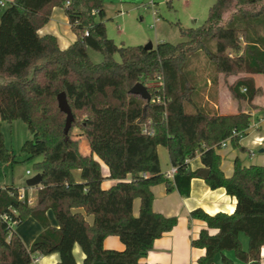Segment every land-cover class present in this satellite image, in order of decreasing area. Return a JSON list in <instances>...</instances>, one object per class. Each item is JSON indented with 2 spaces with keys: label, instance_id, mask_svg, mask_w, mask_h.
I'll list each match as a JSON object with an SVG mask.
<instances>
[{
  "label": "trees",
  "instance_id": "16d2710c",
  "mask_svg": "<svg viewBox=\"0 0 264 264\" xmlns=\"http://www.w3.org/2000/svg\"><path fill=\"white\" fill-rule=\"evenodd\" d=\"M101 2L12 0L0 10V75L11 79L0 83V123H26L32 137L21 151L29 159L41 158L34 165L41 176V196L35 204L29 205L25 194L19 200L13 185L0 187V264H31L33 257L51 254H58L56 264H77L75 245L84 256L82 264H140L153 242L177 222L153 211L151 188L163 184L167 192L190 195V182L199 175L188 162L196 155L208 170L205 184L223 189L235 201L231 214L209 215L199 208L189 213L216 231L210 235L203 229L191 240L193 248L204 250L197 263L214 264L219 255L223 264H231L223 252H232L243 264H260L264 166L245 167L236 159L232 176L226 178L215 151L226 139L244 151L239 141L250 114L221 115L202 105L205 84L199 83L200 70L186 66L192 54L204 52L212 64L207 70L211 83L215 85L219 75L236 77L228 85L230 94L251 103L257 92L252 76H264V0H214L201 26L179 28L183 41L159 43L148 51L117 46L107 38ZM55 7L64 11L76 36L65 50L58 48L54 36L38 35ZM88 49L101 53L103 62L92 63ZM137 83L147 89L149 101L129 92ZM59 93L65 94L74 118L66 136ZM74 129L89 143L90 159L78 165L67 158ZM4 140L0 130V163L13 162ZM52 140L60 143L55 165L49 162ZM158 146L176 169L171 180L160 170ZM94 156L107 167V178L115 181L108 189L101 187L104 178ZM74 170L79 171L78 180ZM134 199L140 201L136 217ZM48 210L55 227L47 220ZM85 215L92 217V224ZM29 217L41 232L26 249L10 224L17 226ZM239 235L248 239L245 252ZM108 236L117 237L123 249L104 248Z\"/></svg>",
  "mask_w": 264,
  "mask_h": 264
},
{
  "label": "crops",
  "instance_id": "0c3cea01",
  "mask_svg": "<svg viewBox=\"0 0 264 264\" xmlns=\"http://www.w3.org/2000/svg\"><path fill=\"white\" fill-rule=\"evenodd\" d=\"M38 35L54 36L60 50L67 49L76 40V36L70 29L64 11L59 7L52 9L48 22L38 30ZM205 78L206 80L202 82V84H205V90L201 93L202 105L213 108L217 114L221 115L236 114L239 111L250 114L249 127L239 141V145L244 151L233 148L230 141L224 147L215 150L220 156L221 163L219 168L223 176L226 178L232 176L234 161L236 159L245 167L255 164L257 166H264V113L262 111L264 107V76H252L257 92L255 99L251 103L237 101L230 94L228 85L232 84L236 77L224 79V77L219 75L215 85L211 83L208 75ZM77 132L79 131L77 130ZM76 139L80 141L79 148L77 149L80 158H77L75 154L72 155L70 151L67 153V158L68 162L78 165L81 161L90 159V153L89 143L85 137L79 134ZM157 154L161 172L171 180L173 177L169 174V171L172 166L170 165L166 150L158 146ZM92 158L97 159L95 156ZM98 162L104 178L101 187L108 189L115 184V181L107 178L109 176L107 167L101 161ZM188 165L190 170L198 172L199 176L191 180L190 195L187 197L180 196L176 190L167 192L163 184L151 188L153 194V211L164 217H176L177 222L171 231L163 234L153 242L151 250L147 252L145 257L139 260L140 264H198L197 260L204 255V250L193 248L191 246V240L196 239L199 232L203 229L207 230L210 235H214L216 231L209 230L204 222L190 218L189 213L197 208L204 210L209 215H214L218 212L231 214L234 210V199L226 195L223 189L211 190L205 184L204 178L200 175L204 167L201 164L199 155L190 159ZM73 174H75V179L78 180L79 171L74 170ZM38 188L40 187L22 191L28 201H30L29 205H33L39 200L41 195L38 193ZM17 190L21 193L19 189ZM139 205V199H134L132 214L135 217L138 215ZM73 212L83 213L81 209H75ZM46 217L49 224L55 227L57 222H55L50 210L46 212ZM85 219L88 223L92 224L91 216L85 215ZM14 232L21 237L22 243L28 249L41 232V227L37 221L28 218L25 225L18 227ZM104 240L103 247L106 249L118 251L123 249L120 240L115 236H108ZM239 241L242 250L244 252L247 251L248 239L243 235H239ZM73 255L75 262L82 264L84 256L78 245L73 247ZM223 256L230 260L231 264H243L236 259L232 252H223ZM36 259L37 262L35 264H56L59 261V256L58 254H51L47 256H36ZM260 261V264H264V246H262L260 251ZM214 264H223L221 256H216Z\"/></svg>",
  "mask_w": 264,
  "mask_h": 264
},
{
  "label": "rangeland",
  "instance_id": "374dc122",
  "mask_svg": "<svg viewBox=\"0 0 264 264\" xmlns=\"http://www.w3.org/2000/svg\"><path fill=\"white\" fill-rule=\"evenodd\" d=\"M214 0H107L102 1L101 6L105 17L107 38L113 40L117 46H145L151 44L154 48L159 43L179 44L183 41L180 37L179 28H197L201 26L207 18L208 10ZM213 45V44H212ZM90 61L94 64L103 62L101 53L87 50ZM193 57L188 61L186 69L198 68L199 83L206 80L212 64L208 61L204 52L192 54ZM114 60L119 62V56L115 54ZM204 68V69H203ZM204 71V72H203ZM210 77V75H209ZM11 80L0 75V83ZM0 130L3 135L5 148L12 154L14 161L0 163V187L13 185L21 191H28L25 183L34 176V165L41 158L29 159L21 151L24 142L31 140L26 123L15 120L11 123L1 122ZM76 129L72 131L70 137V152L74 154V149L79 148L80 141ZM81 135V134H80ZM52 154L49 162L56 164L59 157L58 147L60 143L52 140ZM94 160L98 161L94 158ZM27 171L30 175H26ZM32 219L31 217H29ZM28 219V218H27ZM27 219L18 227L24 226Z\"/></svg>",
  "mask_w": 264,
  "mask_h": 264
},
{
  "label": "water",
  "instance_id": "95a60500",
  "mask_svg": "<svg viewBox=\"0 0 264 264\" xmlns=\"http://www.w3.org/2000/svg\"><path fill=\"white\" fill-rule=\"evenodd\" d=\"M143 49L146 51L151 50L152 49V45L151 44H147L143 47ZM131 94L133 95H138L140 96L142 99L149 101L150 100V96L147 89L141 85L140 83L135 84L129 91ZM57 100V105L58 108L60 110V112H62L65 115V123H64V129H63V134L64 136H66L71 128L72 123L74 122V118L72 115V112L70 110V107L67 103L66 100V96L64 93H59L56 97ZM66 139V137H65ZM200 175L202 176V178L206 179L207 175H208V170L204 169L200 172ZM41 183V176L40 174H35L34 176H32L31 178H29L25 185L28 188H36L39 187Z\"/></svg>",
  "mask_w": 264,
  "mask_h": 264
},
{
  "label": "built area",
  "instance_id": "2783aa9c",
  "mask_svg": "<svg viewBox=\"0 0 264 264\" xmlns=\"http://www.w3.org/2000/svg\"><path fill=\"white\" fill-rule=\"evenodd\" d=\"M101 1H105V0H101ZM12 1L11 0H0V10H2V9H5L6 7H8L9 5H10V3H11ZM97 13V12H96ZM245 91V89H242V92H244ZM228 141H229V139H226V140H224V141H222L221 143H220V146L221 147H224L227 143H228ZM175 171H176V169L175 168H171V170L169 171V174L171 175V176H173L174 175V173H175ZM30 175V172L29 171H27V173H26V175ZM38 190H41L40 188H38ZM23 198H24V193L21 191V193H19L18 192V199L19 200H23ZM27 203L29 204L30 203V201H28V199H27ZM4 219H6V220H8L6 217L4 218ZM9 221V220H8ZM10 224V223H9ZM11 225V227H14V223H11L10 224ZM37 262V259H36V257H33L32 258V263L31 264H35Z\"/></svg>",
  "mask_w": 264,
  "mask_h": 264
}]
</instances>
